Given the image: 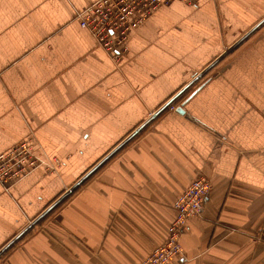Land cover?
I'll list each match as a JSON object with an SVG mask.
<instances>
[{"label":"crops","instance_id":"1","mask_svg":"<svg viewBox=\"0 0 264 264\" xmlns=\"http://www.w3.org/2000/svg\"><path fill=\"white\" fill-rule=\"evenodd\" d=\"M95 1L0 0V154L27 141L40 161L0 182V251L143 126L0 264H139L197 178L209 194L167 264H264V34L224 58L264 0L173 2L118 60L78 24Z\"/></svg>","mask_w":264,"mask_h":264},{"label":"built area","instance_id":"2","mask_svg":"<svg viewBox=\"0 0 264 264\" xmlns=\"http://www.w3.org/2000/svg\"><path fill=\"white\" fill-rule=\"evenodd\" d=\"M200 0H97L76 14L78 24L87 29L98 45L116 60L126 52L129 35L149 16L173 2L196 5ZM39 164L33 147L24 141L0 154V182L17 181ZM210 187L203 178H197L182 189L173 203L174 217L167 228V239L153 248L139 264H167L176 261L181 253L180 237L188 221L200 214ZM260 241L264 245V222Z\"/></svg>","mask_w":264,"mask_h":264},{"label":"water","instance_id":"3","mask_svg":"<svg viewBox=\"0 0 264 264\" xmlns=\"http://www.w3.org/2000/svg\"><path fill=\"white\" fill-rule=\"evenodd\" d=\"M264 23V19L260 22V23H258L257 24V26H255L251 31H249L239 42H237L235 45H233L230 49H228V51L227 52H230V51H232L233 49H235L237 46H238V44L241 42V41H243L248 35H250V33L253 31V30H255L257 27H259V26H261L262 24ZM225 55V54H224ZM224 55H222L220 58H222ZM219 58V59H220ZM219 59H217L216 61H214L205 71H203L200 75H201V77H202V75L205 73V72H207V70H209V68H211L212 66H214L215 64H216V62H218V60ZM182 92V91H181ZM180 92V93H181ZM180 93H178L177 94V96L180 94ZM177 96H175L173 99H171V101L169 102V103H167L166 105H165V108L170 104V103H172V101L174 100V99H176V97ZM164 108V107H163ZM161 110H163V109H161ZM160 111H158V113H159ZM177 112L178 113H182V110H181V108H178L177 109ZM157 113V114H158ZM156 114V115H157ZM155 115V116H156ZM154 116V117H155ZM143 126H141V127H139L136 131H134V133L130 136V137H128L125 141H123V143H121L116 149H114L112 152H110L100 163H98L97 165H95L90 171H88V173H86L83 177H81L61 198H59L51 207H49L36 221H34L33 223H31V225L28 227V229H26L25 231H23L20 235H18L17 237H15V239L14 240H12L10 243H8V245H6L3 249H1V251H0V255L2 254V253H4L5 252V250L7 249V248H9L15 241H17L27 230H29L31 227H33L37 222H38V220L39 219H41L45 214H47L51 209H53L55 206H57L68 194H71L73 191H75L83 182H84V180L87 178V177H89L101 164H103L107 159H109L119 148H121L128 140H130L135 134H137L140 130H141V128H142Z\"/></svg>","mask_w":264,"mask_h":264},{"label":"rangeland","instance_id":"4","mask_svg":"<svg viewBox=\"0 0 264 264\" xmlns=\"http://www.w3.org/2000/svg\"><path fill=\"white\" fill-rule=\"evenodd\" d=\"M258 24V23H257ZM257 26V25H256ZM255 27V26H254ZM254 27H252V29L254 28ZM252 29H249L248 31H246L243 35L245 36L249 31H251ZM264 32V23L261 25V26H259V27H257L255 30H253L251 33H250V35H248L243 41H241L239 44H238V46L235 48V49H233L231 52H229V53H227V55L224 57V58H226V57H228L229 55H232V54H237V53H240L239 55L241 56L242 54H243V52H244V50L247 48V44H251V47L252 48H254L253 46H255V41H258V37H259V35L260 34H264L263 33ZM242 35V36H243ZM243 36V37H244ZM242 37V38H243ZM241 38V39H242ZM240 39V40H241ZM239 40V41H240ZM238 41V42H239ZM251 41V42H250ZM251 48V49H252ZM241 50V51H240ZM247 50V49H246ZM223 58V59H224ZM223 59H221L220 61H218V62H216V64L214 65V66H212V68H215V67H217L218 66V64L223 60ZM211 68V69H212ZM211 69H209L207 72H205L203 75H202V77L201 78H203V77H205L208 73H209V71L211 70ZM22 142H24V141H22ZM21 143V142H20ZM19 143V144H20ZM18 144V145H19ZM15 148V147H14ZM39 163H40V161H39ZM39 165V164H38ZM195 180V179H194ZM194 180H192V181H194ZM191 181V182H192ZM190 182V183H191ZM189 183V184H190ZM188 184V185H189ZM174 210V209H173ZM184 229H185V227H184ZM183 229V230H184ZM257 242H259V243H261V241H260V235L258 236V239H257ZM262 244V243H261ZM181 254V253H180Z\"/></svg>","mask_w":264,"mask_h":264}]
</instances>
